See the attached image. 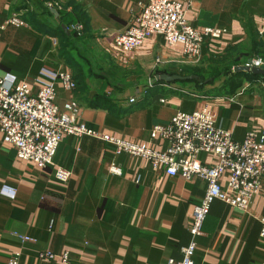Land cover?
<instances>
[{
    "label": "crops",
    "instance_id": "crops-1",
    "mask_svg": "<svg viewBox=\"0 0 264 264\" xmlns=\"http://www.w3.org/2000/svg\"><path fill=\"white\" fill-rule=\"evenodd\" d=\"M148 1L0 0V78L26 80L37 91L42 84L38 78L59 69L72 72L77 88L69 92L58 84L56 102L63 108L65 102L75 101L78 122L96 132L64 136L55 164L44 168L19 159L0 133V264L16 254L19 264H58L64 251L70 253V264L180 260L182 248L192 239L193 212L205 194L206 181L155 170L148 159L118 152L102 136L147 142L162 150L167 142L152 139V128L169 123L178 110L204 107L217 113L218 124L235 140H243L250 131H264L263 76L239 70L243 72L233 75L236 81L231 84L224 85V76L203 88L156 78L158 73L172 74V68L207 66L225 54L238 62L234 71L249 59L264 61V0H178L194 26L226 29L221 38L204 43L198 62L184 56L181 44L170 45L159 35L136 50L113 46L114 35ZM13 16L24 23H7ZM73 24L83 28L69 29ZM114 66L124 73L114 72ZM240 80L242 86L234 87ZM224 87L238 93H223ZM198 157L207 165L217 161L216 155L205 152ZM113 163L121 167V174L111 172ZM58 166L71 171L67 183L56 180ZM227 179L221 178L223 187ZM261 217L264 177L247 211L214 200L197 238L194 263L264 264ZM18 234L30 239L22 241ZM46 250L56 257L41 260L39 253Z\"/></svg>",
    "mask_w": 264,
    "mask_h": 264
},
{
    "label": "built area",
    "instance_id": "built-area-1",
    "mask_svg": "<svg viewBox=\"0 0 264 264\" xmlns=\"http://www.w3.org/2000/svg\"><path fill=\"white\" fill-rule=\"evenodd\" d=\"M186 11L178 0H149L128 26L114 35L112 44L121 51H131L139 49L146 39L159 35L170 45L181 44L184 56L189 61L198 62L203 55L204 43L221 38L226 29L196 27L187 19ZM7 23L24 22L13 16ZM68 28L82 29L83 25L73 24ZM251 66L262 67L264 61L252 59ZM38 79L42 84L33 91L26 80L0 78V133L5 143L15 147L19 159L33 161L44 168L55 164L54 157L64 136L94 135L96 132L78 122L80 108L75 101L65 102L63 108L56 102L58 84L69 92L77 88L72 72L59 69L48 78ZM229 99L233 101L234 98ZM102 137L113 143L118 152L148 159L155 170L187 180L197 177L206 181L205 194L193 212L192 239L182 248V258L170 259L167 264H195L197 237L203 234V225L214 199L247 211L252 198L262 187L264 131H250L243 140H235L230 130L218 124L217 113L207 107L191 112L178 110L169 123L155 125L151 138H162L167 142L162 150L152 148L147 142L133 143L109 135ZM200 152L216 155L217 161L212 165L204 164L198 157ZM110 170L122 173L121 167L115 163ZM54 175L57 181L67 183L71 171L58 166ZM224 175L228 177L226 187L221 184ZM260 221V236L264 239V217ZM18 236L22 241L30 239L26 235ZM55 257L50 250L39 253L41 260ZM58 257V264H70L69 251ZM6 264H19V254Z\"/></svg>",
    "mask_w": 264,
    "mask_h": 264
},
{
    "label": "trees",
    "instance_id": "trees-1",
    "mask_svg": "<svg viewBox=\"0 0 264 264\" xmlns=\"http://www.w3.org/2000/svg\"><path fill=\"white\" fill-rule=\"evenodd\" d=\"M229 55L230 54L228 55L225 54L223 59H213L209 62L207 66H204L202 64H198L194 66L186 65L184 67L182 66L179 68H172L169 70V72L172 74L178 73V74L193 76V78L189 80L176 81L177 83H180L182 85H192L197 88H203L208 84L215 83L217 80L225 76L224 85L227 86L228 84H231L233 80L236 81V79L232 78L233 75L236 76L237 74L243 72V71L233 70L234 68L233 66L237 65L238 62L229 61V57H228ZM113 71L118 72V73L120 72L121 75L124 73V72L122 73V71L116 68L115 66L113 67ZM158 72H161V71H158ZM250 74H252L253 77L263 76L261 74H255V73H250ZM74 77L77 81L76 76ZM239 82H242V80H240ZM238 85H241V84L238 83ZM228 90L229 89L227 87H224L225 92L223 93H233V92H227ZM261 229H262V225H261Z\"/></svg>",
    "mask_w": 264,
    "mask_h": 264
},
{
    "label": "water",
    "instance_id": "water-1",
    "mask_svg": "<svg viewBox=\"0 0 264 264\" xmlns=\"http://www.w3.org/2000/svg\"><path fill=\"white\" fill-rule=\"evenodd\" d=\"M252 59H249L248 62L244 65H239L235 67V71L246 70L255 74H261L264 76V67L251 66ZM157 80L166 81V82H176L192 79V75H183V74H169V73H158L156 75Z\"/></svg>",
    "mask_w": 264,
    "mask_h": 264
},
{
    "label": "rangeland",
    "instance_id": "rangeland-1",
    "mask_svg": "<svg viewBox=\"0 0 264 264\" xmlns=\"http://www.w3.org/2000/svg\"><path fill=\"white\" fill-rule=\"evenodd\" d=\"M93 50V54L94 55H100L99 54V50H95V49H92ZM85 52L87 51V50H84ZM82 52H83V50H82ZM69 53L72 55V57H74L73 59H75V56L74 55H76L77 57H78V53L76 52V50L75 51H73V54L71 53V51H69ZM75 65H77V64H75ZM89 66L88 65H85V69H87ZM94 68H96V69H98V70H100L99 69V67L96 65V66H94ZM103 72H105V69H101ZM100 70V71H101ZM152 76V74H150L149 76H148V78H150ZM112 78H115L114 76H112ZM152 79V78H151ZM113 81H115V79H112ZM239 84H241V85H239V86H242V82H238ZM238 83H236V84H234L233 83V86L234 87H236V86H238ZM233 93H238V92H233Z\"/></svg>",
    "mask_w": 264,
    "mask_h": 264
}]
</instances>
